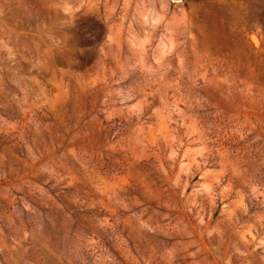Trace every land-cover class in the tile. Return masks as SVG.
<instances>
[{
	"label": "rangeland",
	"instance_id": "rangeland-1",
	"mask_svg": "<svg viewBox=\"0 0 264 264\" xmlns=\"http://www.w3.org/2000/svg\"><path fill=\"white\" fill-rule=\"evenodd\" d=\"M0 264H264V0H0Z\"/></svg>",
	"mask_w": 264,
	"mask_h": 264
}]
</instances>
